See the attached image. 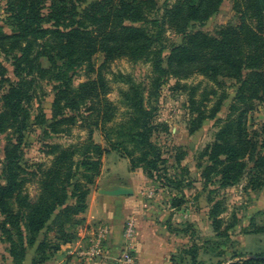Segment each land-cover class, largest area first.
Returning <instances> with one entry per match:
<instances>
[{
	"label": "trees",
	"instance_id": "trees-1",
	"mask_svg": "<svg viewBox=\"0 0 264 264\" xmlns=\"http://www.w3.org/2000/svg\"><path fill=\"white\" fill-rule=\"evenodd\" d=\"M81 1L50 0L46 9L45 0H8L7 24L12 33L0 27V89L4 84L8 87L0 96V123L17 121V129H23L36 82L45 79L56 83L48 128L57 134H69L73 126L87 128L85 139L53 145L51 164L44 170L38 167L37 172H27L21 163L22 135L8 142L1 176L5 183L0 184V241L8 243L14 264L21 263L31 247H35L31 264L47 261L46 250L52 245L49 231L61 245L76 241L73 228L82 224L79 215L87 209L105 154L118 152L128 159L131 171L140 168L149 178L180 184L174 176H166L167 159L154 142L164 128L155 120L160 88L168 78L198 74L217 88L208 92L215 96L211 108L204 106L209 98H203L193 112L190 134L205 119H214L229 99L220 79L235 82L227 115L203 153L202 176L206 180L215 176L222 185H231L247 175L252 190L264 189V124L255 128L251 122V115L264 102V0H232L237 23L214 34L194 28L215 15L224 0H176L169 6L166 0L162 14L153 18L159 12L157 0H90L78 10ZM165 26L181 35L166 60ZM98 52L104 55L103 66L124 56L149 59L150 80H128L116 103L108 96L109 84L101 70L73 88L72 76L64 68L89 62ZM42 57L47 58L48 68L41 66ZM3 61H10L14 80L9 79ZM35 122L46 123V119L39 113ZM95 131L103 136L104 146L94 141ZM180 159L175 157L177 164ZM38 173V192L31 194L28 177ZM170 200L173 207L180 205V198ZM259 214L264 217V210ZM252 233H264V226ZM61 245L54 243L51 252Z\"/></svg>",
	"mask_w": 264,
	"mask_h": 264
},
{
	"label": "rangeland",
	"instance_id": "rangeland-1",
	"mask_svg": "<svg viewBox=\"0 0 264 264\" xmlns=\"http://www.w3.org/2000/svg\"><path fill=\"white\" fill-rule=\"evenodd\" d=\"M45 1L46 7L50 0ZM165 1L157 0L159 12L157 14L154 12L150 16L151 18L162 14ZM175 1L167 0L168 6ZM89 2L90 0L78 2L77 9L84 8ZM7 3L8 0H0V27H2L3 32L11 34L12 28L7 24L9 15ZM46 9L43 8L42 12H45ZM237 21V15L232 9V0H224L218 12L203 26H196L194 30L214 34L220 27L236 24ZM165 29L166 32L163 35L165 44L164 60H166L170 48L181 42V35L171 31L167 26H165ZM42 41L44 39H39L38 42ZM2 60L3 56H0V61ZM103 61V53L98 52L91 57L89 62L64 68L67 75L72 76L71 86L77 88L80 83L86 81L87 78L94 77L96 72L101 70L109 84L108 96L110 100L116 103L120 97V90L127 88L126 82L128 80L145 83L150 80L149 59L124 56L108 61L104 66ZM3 62L8 69L9 79L14 80L10 61ZM40 63L42 67H49L46 57H42ZM220 80L225 82L224 90L226 94H229V99L224 102L214 119H205L200 129L192 134L189 133V119L195 113V109L200 107L199 102L203 98H209L210 101L208 103L206 101L204 106H207V110L211 108L215 96L208 92L212 89L217 90V88L211 81L198 74H193L186 79L168 78L160 88L155 121L164 125V128L155 135L154 142L161 145L160 147L164 151L163 157L167 159L166 176H174L179 180L180 184L178 186L168 184L167 181L155 177L149 178L140 168L131 171L127 158H122L115 165L119 170H124L127 175H130V180H126L125 185L123 183L124 179L119 178L120 186L128 188H124L127 193L121 195L134 194L133 186H135L137 198L140 199L141 203L139 217L142 218V221H152L158 225L160 229L157 233L160 236L163 235L162 228H164L166 235H163V237L166 239V244L173 245V248L168 250V253L157 264H264L262 259H249L252 255L264 256V235L252 233L264 226V217L259 214L260 211L264 210V199H259L262 197L264 189L252 190L248 186L249 177L247 175L231 185H222L218 177L215 176L208 178V180L202 176L203 167L206 164V158L203 156L205 148L214 141L217 126L220 121L225 119L230 98L236 91L234 81ZM36 83L38 84L34 87L32 99L27 105L29 119L25 123V127L19 131L17 121L2 120L0 123V184L5 183L3 177H1L5 158L4 150L8 142L14 143L19 134L22 135L20 144L21 163L27 172H37L38 167L41 168L40 170L48 168L55 155V152L51 150L53 145L68 146L78 140L85 139L87 136L85 126L81 128L73 126L69 134L63 132L57 134V132H53L48 128V122L52 117V102L56 83L45 79L38 80ZM6 86L7 84H4L0 89V96L6 92L8 88ZM193 88L195 90L192 92ZM191 101L194 103L192 106ZM39 113L44 115L46 123L38 124L35 122V116ZM251 122L253 123L252 119ZM254 127L259 128V124ZM93 139L101 146L105 145L103 136L99 131L93 133ZM110 153H113L112 156H116L115 154L120 156L115 151ZM177 156L181 158L179 164L175 161ZM108 171L110 170L104 173ZM161 174L163 175V173ZM39 176L40 173L28 177L26 187L31 194L38 192L36 180ZM174 196L181 199L178 207H173L171 204L170 199ZM127 220L134 223L135 230V238L132 239V248L130 249L132 261L130 263L122 261L124 250H121L110 257V264L114 262H119L118 264H151L146 261L147 255L141 257L138 254L134 219L127 218L125 220L122 234ZM78 227L79 225L73 228L77 239L79 238ZM44 234V231L41 232L40 240H42ZM248 234L260 235L245 237ZM54 235V231L48 232L49 243L52 245L46 250V255H49L48 260L40 264H57V251L51 252L50 249H52L54 243L61 245V242L54 240ZM146 235H148V232H146ZM82 242L86 246L88 237L83 239ZM153 246L158 249L160 247L159 244H153ZM7 247V242L0 241V264H14L7 252ZM34 248H29L26 258L21 263L15 264H31L34 258ZM72 256L78 264H88L76 254ZM139 258L142 259L141 263ZM248 261L252 262L248 263Z\"/></svg>",
	"mask_w": 264,
	"mask_h": 264
},
{
	"label": "crops",
	"instance_id": "crops-1",
	"mask_svg": "<svg viewBox=\"0 0 264 264\" xmlns=\"http://www.w3.org/2000/svg\"><path fill=\"white\" fill-rule=\"evenodd\" d=\"M251 119L253 120L254 126L264 124V102L261 103L257 110L251 115ZM112 155L113 153H109L103 156L101 175L98 177L96 184L91 188L87 197V209L84 213L79 215V218L82 219V224L78 227L79 238L73 243L62 244L60 246L56 254L57 264H78L75 258L68 252V249L72 247L78 248L80 245L84 246L82 240L89 237L92 229L99 224H107L111 228V234L106 243V253H104V257L99 261L88 264H110V257L122 250V230L127 218L134 219L138 240L137 251L141 257L142 255H147L146 261L148 263L157 264V262L168 253V250L173 248V245L169 243L168 245L166 244V239L163 237V235H166L164 228H162L163 235L160 236V234L157 233L158 229H160L158 225L152 221H142V218L139 217L141 203L140 199L137 198L135 186H133L134 194L132 195L113 194V191L118 188H126L125 186H120L119 178L124 179L123 183L125 185V181L130 180V175H127V172L124 170L121 171L115 167V165L122 160V157L117 154H115L116 156ZM107 170L110 171L104 173ZM259 199H264V193H262V197ZM146 232H148V235H146ZM261 234L264 235V233ZM252 235L260 234H248L245 237H252ZM153 244H159V249L154 247ZM139 259L141 263L142 259ZM118 263L119 262H114L113 264Z\"/></svg>",
	"mask_w": 264,
	"mask_h": 264
},
{
	"label": "built area",
	"instance_id": "built-area-1",
	"mask_svg": "<svg viewBox=\"0 0 264 264\" xmlns=\"http://www.w3.org/2000/svg\"><path fill=\"white\" fill-rule=\"evenodd\" d=\"M134 223L131 220L126 221L123 231V246L124 253L122 261L130 263L132 261L130 249L132 248V239L134 237ZM111 234V228L107 224H99L95 226L88 237V244L86 246H78V248H69L68 252L73 255L76 254L82 260L88 263L97 262L104 257L106 253V243Z\"/></svg>",
	"mask_w": 264,
	"mask_h": 264
},
{
	"label": "water",
	"instance_id": "water-1",
	"mask_svg": "<svg viewBox=\"0 0 264 264\" xmlns=\"http://www.w3.org/2000/svg\"><path fill=\"white\" fill-rule=\"evenodd\" d=\"M127 193V190L124 189V188H121V189H116L113 191V194H116V195H121V194H126ZM249 259H252V260H257V259H262L264 260V256H258V255H252L249 257Z\"/></svg>",
	"mask_w": 264,
	"mask_h": 264
}]
</instances>
